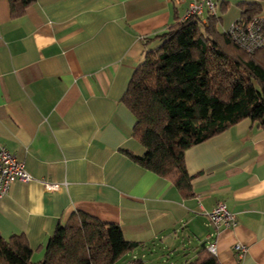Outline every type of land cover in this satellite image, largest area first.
<instances>
[{"label": "crops", "instance_id": "0c3cea01", "mask_svg": "<svg viewBox=\"0 0 264 264\" xmlns=\"http://www.w3.org/2000/svg\"><path fill=\"white\" fill-rule=\"evenodd\" d=\"M250 1L218 0V28L226 31ZM185 8L173 0H34L12 16L0 0V147L32 177L0 196V234L23 235L33 261L56 225L82 211L146 243L141 254L176 251L183 264L212 240L219 264H264V127L243 118L187 148L189 196L129 155L144 147L123 93ZM257 15L264 20V1ZM217 202L235 214L233 227L210 222ZM236 243L246 248L240 258Z\"/></svg>", "mask_w": 264, "mask_h": 264}, {"label": "trees", "instance_id": "16d2710c", "mask_svg": "<svg viewBox=\"0 0 264 264\" xmlns=\"http://www.w3.org/2000/svg\"><path fill=\"white\" fill-rule=\"evenodd\" d=\"M33 1L8 0L10 14L20 15ZM262 1L241 3L234 24L245 25L261 11ZM218 21L215 14L184 18L176 12L155 37L160 43L145 51L122 96L135 117L133 138L144 147L141 155L127 153L141 166L171 179L184 196L191 194L192 176L183 157L187 148L243 118L264 127V45L243 50L218 28ZM145 246L125 239L119 225L75 211L56 225L38 261L31 259L32 249L23 235L0 234V264H115ZM131 262L160 264L142 257ZM183 264L219 262L201 247Z\"/></svg>", "mask_w": 264, "mask_h": 264}, {"label": "built area", "instance_id": "2783aa9c", "mask_svg": "<svg viewBox=\"0 0 264 264\" xmlns=\"http://www.w3.org/2000/svg\"><path fill=\"white\" fill-rule=\"evenodd\" d=\"M176 4L185 3L184 18L192 15L203 16L205 13L215 14L218 0H173ZM232 40L245 51L252 52L264 45V20L255 15L247 20L243 26L234 23L226 30ZM31 175L22 160H18L9 150L0 147V196L4 195L14 180L29 181ZM44 187L54 190L55 183L44 182ZM210 222L215 226L233 227L236 224L235 214L230 212L223 202H217L208 213ZM206 250L215 255L216 246L212 240L206 244ZM237 258L245 251V246L239 243L234 245Z\"/></svg>", "mask_w": 264, "mask_h": 264}, {"label": "rangeland", "instance_id": "374dc122", "mask_svg": "<svg viewBox=\"0 0 264 264\" xmlns=\"http://www.w3.org/2000/svg\"><path fill=\"white\" fill-rule=\"evenodd\" d=\"M153 254V256L158 259V262L160 264H167V263H170V262H174L176 264H180V256H179V253L178 252H163V255L159 252V251H156V252H147V253H144V254H141L137 251L135 252H131V253H127L126 255H124L121 259H119L115 264H133L131 262L132 259H137V258H143V259H150V255ZM169 255V258H166L167 256ZM191 255V253L189 254ZM182 259V257H181Z\"/></svg>", "mask_w": 264, "mask_h": 264}, {"label": "water", "instance_id": "95a60500", "mask_svg": "<svg viewBox=\"0 0 264 264\" xmlns=\"http://www.w3.org/2000/svg\"><path fill=\"white\" fill-rule=\"evenodd\" d=\"M201 245H203V243Z\"/></svg>", "mask_w": 264, "mask_h": 264}]
</instances>
